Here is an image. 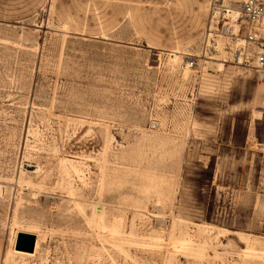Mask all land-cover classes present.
I'll return each instance as SVG.
<instances>
[{"label":"rangeland","instance_id":"374dc122","mask_svg":"<svg viewBox=\"0 0 264 264\" xmlns=\"http://www.w3.org/2000/svg\"><path fill=\"white\" fill-rule=\"evenodd\" d=\"M207 17L208 0H0L1 264H264L237 235L264 241V74ZM216 39L229 62L209 75ZM62 158L82 163L73 190ZM172 231L212 248L167 261Z\"/></svg>","mask_w":264,"mask_h":264},{"label":"built area","instance_id":"2783aa9c","mask_svg":"<svg viewBox=\"0 0 264 264\" xmlns=\"http://www.w3.org/2000/svg\"><path fill=\"white\" fill-rule=\"evenodd\" d=\"M207 31L208 36L231 40L233 62L264 74V0H208ZM196 63L190 58L188 65ZM157 125L155 120L151 122L153 128Z\"/></svg>","mask_w":264,"mask_h":264},{"label":"bare ground","instance_id":"6f19581e","mask_svg":"<svg viewBox=\"0 0 264 264\" xmlns=\"http://www.w3.org/2000/svg\"><path fill=\"white\" fill-rule=\"evenodd\" d=\"M234 11H235L234 16L235 17L238 16V10L235 9ZM216 40L219 41L218 42L219 45L216 47V49H218V52H221L223 55H220L221 58L215 57L216 55H213V56H207L206 55L207 57L206 56L205 57L207 59L206 62L208 63V65H210L211 71L220 72L224 69V64L228 63L229 61H227L228 56H227V51L225 50L224 44L222 42H220L221 39H216ZM171 51H174L173 53H175L176 51H179V50H171ZM179 54H182V53H178L177 57L179 56ZM175 57H176V55H175ZM183 57L184 56H181V59ZM184 62H185L186 68L191 69L190 66L188 65V62L187 61H184ZM236 66L240 67V66H238V64H236ZM160 127H161V123L158 122V125L156 127H154V129L157 130V129H160ZM60 168H61L63 175H64V179L62 181V184L66 185L69 190L75 189V185H74V181H73L74 177H77V176L81 177L83 174V168H82L81 161L69 159V158H62L60 161ZM3 193H4V186L2 184H0V196H3ZM22 202H23L22 200H19L18 205H21ZM161 206L163 207V205L161 203H159V204H157V206L155 205L154 208L157 209V207H161ZM163 210L162 209L156 210V212L163 211ZM158 213H162V212H158ZM177 219H178L177 221L180 222L181 227H188L191 224H194L195 226L196 225L201 226V227H203V233L207 236V239L209 238L212 241H214V239H216L215 241H220V240H218L217 237L212 238V235L210 236V231L212 230V227L210 225H204L203 223L199 224V223H195V222L191 223V222H187V220L182 219V218H177ZM157 226H159L160 232H163V231L168 229V224L163 217L158 218V225ZM19 233L20 232H19V229L17 228V226L13 225L12 230H11L10 239L14 240L13 238L16 236L18 237ZM181 233L187 235V237H186L187 240L180 241V235L181 234L177 235L175 232L172 231V236H171V239L169 242V249L170 250L168 252L167 261H170L172 259V257L174 256V254L177 252H183L186 255H196L198 257H203L205 255V253H207L209 251V249L212 248V247H208L206 243H204L203 245L194 244L192 242V234L190 232L184 233L183 231H181ZM223 233H225V232H223ZM226 234H227V232H226ZM237 235L246 244V249L239 251V256H241L243 259H247V260H255V261L261 260L264 262V241L260 239L261 237L258 238L254 235L241 233V232H237ZM16 242H17V240H16ZM15 246H16V244H15ZM214 251L217 253L218 249H214ZM13 253H14V251H12V249L9 247L7 250L8 256L12 255Z\"/></svg>","mask_w":264,"mask_h":264},{"label":"water","instance_id":"95a60500","mask_svg":"<svg viewBox=\"0 0 264 264\" xmlns=\"http://www.w3.org/2000/svg\"><path fill=\"white\" fill-rule=\"evenodd\" d=\"M36 236L28 232H20L17 237L16 249L33 252L35 249Z\"/></svg>","mask_w":264,"mask_h":264},{"label":"crops","instance_id":"0c3cea01","mask_svg":"<svg viewBox=\"0 0 264 264\" xmlns=\"http://www.w3.org/2000/svg\"><path fill=\"white\" fill-rule=\"evenodd\" d=\"M181 48H176V49H173V50H180ZM171 51V50H170ZM226 64L227 63H225L224 64V69L222 70V71H220V72H223L224 70H225V68H226ZM235 67V66H234ZM235 68H240V67H235ZM213 73H218V72H213V71H211V69H210V65H208V68H207V74H209V75H212ZM2 245H1V242H0V264H1V261H2Z\"/></svg>","mask_w":264,"mask_h":264}]
</instances>
